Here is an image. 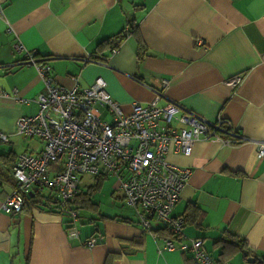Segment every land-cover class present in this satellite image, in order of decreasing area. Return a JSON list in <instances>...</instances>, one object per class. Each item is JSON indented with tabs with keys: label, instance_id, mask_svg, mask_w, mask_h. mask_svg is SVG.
<instances>
[{
	"label": "crops",
	"instance_id": "0c3cea01",
	"mask_svg": "<svg viewBox=\"0 0 264 264\" xmlns=\"http://www.w3.org/2000/svg\"><path fill=\"white\" fill-rule=\"evenodd\" d=\"M1 2L0 94L6 97L0 96V131L8 142L0 143V264H196L178 249L192 238H200L215 261L264 264V158L253 146L264 141V0ZM121 32L114 53L98 52L101 41ZM14 43L47 63L57 85L70 88L75 78L85 88L102 78L123 113L157 92V106L176 103L181 111L210 122L221 117L237 128L242 143L200 139L185 154L170 149L166 155L191 171L171 212L183 221V238L160 223L144 230L119 189L104 208L91 196L93 205L75 223L30 202L19 213L1 210L14 188L16 156L42 148L40 139L15 133V119L36 113L34 100L45 88L35 67L13 52ZM235 75L240 81L231 88L226 80ZM12 89L28 102L14 101ZM96 112L110 120L99 107ZM90 237L97 242L87 247ZM238 239L245 249L232 243Z\"/></svg>",
	"mask_w": 264,
	"mask_h": 264
},
{
	"label": "built area",
	"instance_id": "2783aa9c",
	"mask_svg": "<svg viewBox=\"0 0 264 264\" xmlns=\"http://www.w3.org/2000/svg\"><path fill=\"white\" fill-rule=\"evenodd\" d=\"M2 9L0 0V17ZM12 50L23 55V63L35 67L45 88L34 100L36 113L15 119V133L40 139L42 148L34 155L16 156L11 167L14 188L1 210L19 213L29 193L46 190L58 201L60 213L74 223L78 214L69 202L79 193L82 176H114L124 203L135 209L144 230L151 231L153 222L160 223L174 237L183 238L182 219L172 217L171 212L191 171L169 163L166 155L170 149L185 154L189 144L200 139L225 146L242 143L237 128L221 117L210 122L192 111H181L176 103L157 106V92L147 104L133 103L130 112L123 113L102 78L85 88L72 78V87L65 88L54 83L51 67L38 62L34 51L23 49L19 43H14ZM239 81L240 76L235 75L226 84L235 88ZM10 93L14 101L28 102L15 89ZM0 96L6 97V93ZM96 107L110 120L103 121ZM6 142L8 134L0 131V143ZM253 146L256 156L264 158V141H254ZM96 242L90 237L85 245ZM165 246L174 248L170 240H165ZM178 249L190 252L196 264H218L202 249L200 238L189 239Z\"/></svg>",
	"mask_w": 264,
	"mask_h": 264
},
{
	"label": "trees",
	"instance_id": "16d2710c",
	"mask_svg": "<svg viewBox=\"0 0 264 264\" xmlns=\"http://www.w3.org/2000/svg\"><path fill=\"white\" fill-rule=\"evenodd\" d=\"M123 32L117 33L103 41H101L98 44L97 50L98 52H101L103 50H107L108 52H111L112 49L116 47V45H113L115 41H118L120 38H122ZM35 58L38 62H44L40 58H38L35 55ZM105 179V176H97L94 178V182L91 186H89L85 191L81 190L77 195L73 197V199L70 200L69 206H71L72 209L78 211V209H83L87 206L91 207L93 204L90 201L91 195L95 190H98L100 186L102 185L103 181ZM30 202L31 204L36 205L39 208L46 209L48 211L52 212H59V206L58 201L55 199V197L47 192L46 194L36 193L34 196L27 197V201L24 202L23 208L21 211H23L24 206L26 203ZM183 222V221H182ZM167 230V228H165ZM170 233V232H169ZM171 234V233H170ZM236 247L239 249H245L246 243L243 240H234L232 242ZM218 264H224L222 261H217Z\"/></svg>",
	"mask_w": 264,
	"mask_h": 264
},
{
	"label": "rangeland",
	"instance_id": "374dc122",
	"mask_svg": "<svg viewBox=\"0 0 264 264\" xmlns=\"http://www.w3.org/2000/svg\"><path fill=\"white\" fill-rule=\"evenodd\" d=\"M93 180L94 176L92 175L82 176V182L80 184L82 190H86L89 186H91L93 184ZM112 192L118 194V181L114 176H107L105 177L101 187L98 190H95V192H93L91 196L93 197L94 201L101 200V202L103 203L102 207L104 208V206L106 205V198L110 196ZM78 211L76 212L80 217H78L77 220H84V213L82 212L83 210L78 209Z\"/></svg>",
	"mask_w": 264,
	"mask_h": 264
},
{
	"label": "water",
	"instance_id": "95a60500",
	"mask_svg": "<svg viewBox=\"0 0 264 264\" xmlns=\"http://www.w3.org/2000/svg\"><path fill=\"white\" fill-rule=\"evenodd\" d=\"M32 195H33L32 192L29 193V196H32ZM248 261H250L251 263H254V262H260V261H258V259H254V258H249Z\"/></svg>",
	"mask_w": 264,
	"mask_h": 264
}]
</instances>
